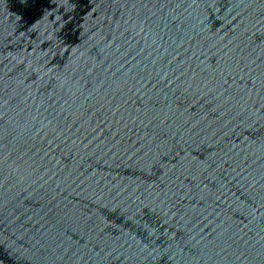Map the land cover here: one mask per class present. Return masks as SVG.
Listing matches in <instances>:
<instances>
[{
  "label": "water",
  "instance_id": "1",
  "mask_svg": "<svg viewBox=\"0 0 264 264\" xmlns=\"http://www.w3.org/2000/svg\"><path fill=\"white\" fill-rule=\"evenodd\" d=\"M0 264H264V0H0Z\"/></svg>",
  "mask_w": 264,
  "mask_h": 264
}]
</instances>
